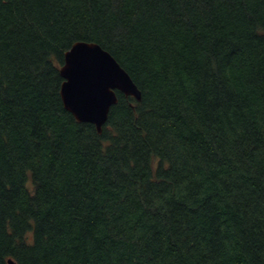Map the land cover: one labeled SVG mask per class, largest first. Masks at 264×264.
<instances>
[{
    "label": "trees",
    "instance_id": "obj_1",
    "mask_svg": "<svg viewBox=\"0 0 264 264\" xmlns=\"http://www.w3.org/2000/svg\"><path fill=\"white\" fill-rule=\"evenodd\" d=\"M98 45L96 133L63 54ZM264 264V0H0V264Z\"/></svg>",
    "mask_w": 264,
    "mask_h": 264
},
{
    "label": "water",
    "instance_id": "obj_2",
    "mask_svg": "<svg viewBox=\"0 0 264 264\" xmlns=\"http://www.w3.org/2000/svg\"><path fill=\"white\" fill-rule=\"evenodd\" d=\"M62 106L75 121L89 123L100 133L115 91L139 101L140 94L127 74L98 45L75 42L64 52L59 68ZM7 264H12L7 261Z\"/></svg>",
    "mask_w": 264,
    "mask_h": 264
}]
</instances>
